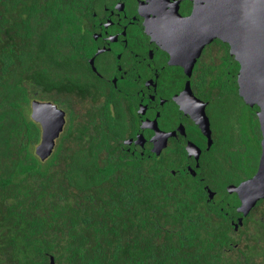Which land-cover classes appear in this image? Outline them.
<instances>
[{"label": "trees", "instance_id": "1", "mask_svg": "<svg viewBox=\"0 0 264 264\" xmlns=\"http://www.w3.org/2000/svg\"><path fill=\"white\" fill-rule=\"evenodd\" d=\"M89 1L0 0V264H264V200L235 231L237 199L224 198L226 185L257 169L256 118L247 120L245 160L238 138L212 157L213 202L206 182L172 176L168 156L126 153L117 117L75 77L85 72ZM61 94L74 107L42 162L30 103Z\"/></svg>", "mask_w": 264, "mask_h": 264}, {"label": "flooded vegetation", "instance_id": "2", "mask_svg": "<svg viewBox=\"0 0 264 264\" xmlns=\"http://www.w3.org/2000/svg\"><path fill=\"white\" fill-rule=\"evenodd\" d=\"M193 9V0H90L80 28L85 72L75 77L94 85L98 100L117 117L126 153L141 161L168 156L172 176L184 171L206 182L205 194L208 187L214 200L216 191L207 184L214 152L240 142L249 115L258 122V108L239 96L240 65L227 44L214 39L196 57V42L182 41L179 21ZM205 121L210 142L201 127ZM244 153L243 146L239 159L245 160Z\"/></svg>", "mask_w": 264, "mask_h": 264}, {"label": "water", "instance_id": "3", "mask_svg": "<svg viewBox=\"0 0 264 264\" xmlns=\"http://www.w3.org/2000/svg\"><path fill=\"white\" fill-rule=\"evenodd\" d=\"M193 2L192 15L179 21L185 28L182 41L187 45L196 42L198 45L197 51L194 52L196 57L204 44L214 39L227 44L231 55L240 65L239 96L247 106L258 108L256 116L261 133V153L257 169L251 178L225 188L224 198L234 196L237 199L238 205L234 214L237 222L233 223L236 231L257 203L264 200V0H193ZM172 55L175 59V54ZM194 60L192 59L191 63ZM30 118L40 126L41 138L35 148V155L43 162L54 151L56 141L64 130L66 115L50 101L33 100L30 103ZM201 127L210 142L208 122L205 121ZM157 153L159 152L155 154ZM189 171L195 176L192 169ZM205 190L207 200L213 202L215 193L208 187ZM50 264H54L52 258Z\"/></svg>", "mask_w": 264, "mask_h": 264}, {"label": "rangeland", "instance_id": "4", "mask_svg": "<svg viewBox=\"0 0 264 264\" xmlns=\"http://www.w3.org/2000/svg\"><path fill=\"white\" fill-rule=\"evenodd\" d=\"M53 104H55L59 109L65 111V114H66V123L68 122V118H69V110L71 108H73V99L70 98L69 96L67 95H64V94H61V95H55L54 98H53ZM246 129L242 131V139L245 143V140H247V136L249 135L248 132H244L247 130V127H245ZM239 141V140H238ZM240 143V142H238ZM243 143V146L245 147ZM235 150V149H234ZM222 153V152H221ZM215 155H217V153L214 152V158H215ZM214 165V164H213Z\"/></svg>", "mask_w": 264, "mask_h": 264}]
</instances>
